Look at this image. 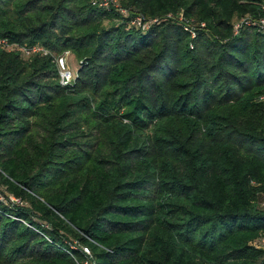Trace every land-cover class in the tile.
<instances>
[{
	"label": "trees",
	"instance_id": "16d2710c",
	"mask_svg": "<svg viewBox=\"0 0 264 264\" xmlns=\"http://www.w3.org/2000/svg\"><path fill=\"white\" fill-rule=\"evenodd\" d=\"M262 20L264 0H0V41L81 61L71 91L0 47V264H264Z\"/></svg>",
	"mask_w": 264,
	"mask_h": 264
},
{
	"label": "built area",
	"instance_id": "2783aa9c",
	"mask_svg": "<svg viewBox=\"0 0 264 264\" xmlns=\"http://www.w3.org/2000/svg\"><path fill=\"white\" fill-rule=\"evenodd\" d=\"M91 2L93 6H98L103 9H109L111 6L116 9L119 8V4L115 0H91ZM242 24H245L247 26L250 25V23H248L246 20L245 21L243 20ZM260 24H261V28L264 30V20H262ZM131 25L140 27L142 30L149 27L148 23H143L142 18H136L135 20L132 21ZM195 35L196 34L192 32V36L195 37ZM0 47L7 49L8 51L15 50L14 48H11L10 46L6 45V43L3 41H0ZM17 50L25 58H31L34 56H44L45 57V56H49L50 54V52L47 49L39 45H33V46L26 45V46L17 48ZM66 59H67L66 56H62L61 58L57 60V63H56L57 68H58V73H59V83L62 87L69 86L72 83V80L74 77L71 69L67 65ZM260 244L262 248L264 249V236H263L262 241H260ZM84 251L86 252L85 253L86 255H90L87 249H84Z\"/></svg>",
	"mask_w": 264,
	"mask_h": 264
},
{
	"label": "rangeland",
	"instance_id": "374dc122",
	"mask_svg": "<svg viewBox=\"0 0 264 264\" xmlns=\"http://www.w3.org/2000/svg\"><path fill=\"white\" fill-rule=\"evenodd\" d=\"M115 1L120 5V0H115ZM122 13L125 14V15L128 14L126 11H122ZM137 18H140V16L137 17ZM179 21L182 22V23H184L182 14L179 16ZM248 26H252V24L250 23V25H248ZM195 27H196V24L195 25H192V28L189 25L186 24L183 30H184L185 33L189 34L192 39H195L196 38V35H195V37L192 36V32L194 31L193 28H195ZM143 30H147V28H145ZM8 46H10L11 48H14L16 51H18L17 48L23 47V46H19V45H8ZM39 46H41V45H39ZM193 47L194 46L191 45L190 46V49H193ZM49 55L53 57L55 64L57 63V60L59 58H61L62 56H66L67 57V59H66L67 60V65L71 69L74 77H73L72 83L69 86H66V87H63V88H69V87L73 88L74 87V83H75L74 81L76 80V75H77V72H78V69H79L78 67L80 66L79 63L81 61H79V63H78L77 60L74 58L73 54L71 52H69V51L68 52H65L62 55H56V54L50 52ZM22 58H24L25 60H28L29 59V58H25V57H22ZM56 66H57V64H56ZM77 78H78V76H77ZM73 90H74V88L71 91H73ZM251 103L252 104H255V103H264V94L259 95V96H256V98L253 99L251 101ZM86 113H87V111L83 112V114H82V116H83L84 119L85 118H88V115H86ZM124 122L126 123V121H124ZM97 131H98L97 129L92 128L91 131H90V133H89V135L90 136H97ZM78 140H81V138H79ZM244 149H246V148L244 147ZM9 200H11L12 202H14V204H19L20 205V202L17 201V200H15V199H13V198H9ZM0 202H2V203H6L7 202L6 199H5V195H3V191L1 189H0ZM262 239H263V236L261 238H259L258 240L252 242L251 245L254 246L256 249L264 250L262 248L261 244H260V241H262ZM84 249H86V248H84ZM87 256H90V255H87Z\"/></svg>",
	"mask_w": 264,
	"mask_h": 264
}]
</instances>
